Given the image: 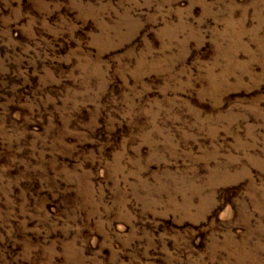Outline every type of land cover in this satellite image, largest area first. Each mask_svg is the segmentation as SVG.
Segmentation results:
<instances>
[{
	"label": "rangeland",
	"instance_id": "obj_1",
	"mask_svg": "<svg viewBox=\"0 0 264 264\" xmlns=\"http://www.w3.org/2000/svg\"><path fill=\"white\" fill-rule=\"evenodd\" d=\"M0 264H264V0H0Z\"/></svg>",
	"mask_w": 264,
	"mask_h": 264
}]
</instances>
